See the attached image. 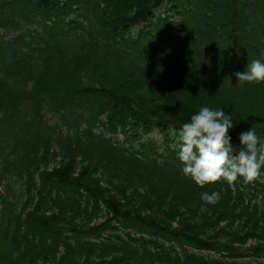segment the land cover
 Masks as SVG:
<instances>
[{"label": "trees", "instance_id": "1", "mask_svg": "<svg viewBox=\"0 0 264 264\" xmlns=\"http://www.w3.org/2000/svg\"><path fill=\"white\" fill-rule=\"evenodd\" d=\"M256 58L264 0H0V264H264V168L176 155L202 105L264 137Z\"/></svg>", "mask_w": 264, "mask_h": 264}, {"label": "clouds", "instance_id": "2", "mask_svg": "<svg viewBox=\"0 0 264 264\" xmlns=\"http://www.w3.org/2000/svg\"><path fill=\"white\" fill-rule=\"evenodd\" d=\"M235 76L239 81L264 82V60L252 59ZM233 127L231 115L223 108L200 106L177 133L176 155L183 165V173L201 186L221 178L232 182L238 176L248 179L257 176L264 168V137L253 127L242 131L241 147L236 151L229 135ZM219 198L216 191L201 193V199L208 203H215Z\"/></svg>", "mask_w": 264, "mask_h": 264}]
</instances>
